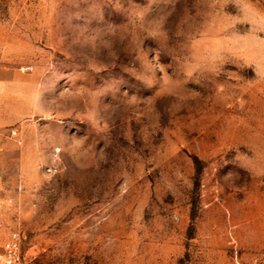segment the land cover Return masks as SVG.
<instances>
[{"label":"rangeland","instance_id":"rangeland-1","mask_svg":"<svg viewBox=\"0 0 264 264\" xmlns=\"http://www.w3.org/2000/svg\"><path fill=\"white\" fill-rule=\"evenodd\" d=\"M0 190L23 264H264V0H0Z\"/></svg>","mask_w":264,"mask_h":264},{"label":"built area","instance_id":"built-area-1","mask_svg":"<svg viewBox=\"0 0 264 264\" xmlns=\"http://www.w3.org/2000/svg\"><path fill=\"white\" fill-rule=\"evenodd\" d=\"M22 233L5 226L0 217V264H23Z\"/></svg>","mask_w":264,"mask_h":264},{"label":"crops","instance_id":"crops-1","mask_svg":"<svg viewBox=\"0 0 264 264\" xmlns=\"http://www.w3.org/2000/svg\"><path fill=\"white\" fill-rule=\"evenodd\" d=\"M0 196H1V190H0Z\"/></svg>","mask_w":264,"mask_h":264}]
</instances>
